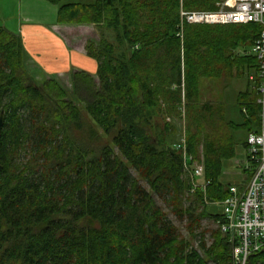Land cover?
<instances>
[{"label":"trees","instance_id":"1","mask_svg":"<svg viewBox=\"0 0 264 264\" xmlns=\"http://www.w3.org/2000/svg\"><path fill=\"white\" fill-rule=\"evenodd\" d=\"M45 1L59 24L96 26L98 43L86 45L96 80H37L20 37L0 28V264H230L228 237L201 225L221 215L201 207L200 189L185 204L190 182L173 146L183 113L188 153L202 148L207 199L228 196L223 162L236 154L235 132L257 131L261 106L241 91L235 122L225 106L200 102L199 84L231 81L236 67L257 90V60L245 52L261 26L184 24L178 35L181 9L215 11L224 0ZM158 200L186 219L205 258ZM248 264H264V250Z\"/></svg>","mask_w":264,"mask_h":264},{"label":"built area","instance_id":"2","mask_svg":"<svg viewBox=\"0 0 264 264\" xmlns=\"http://www.w3.org/2000/svg\"><path fill=\"white\" fill-rule=\"evenodd\" d=\"M256 23L261 30L245 55L257 60V103L261 106L257 131L247 135L244 172H249L247 184L230 185L228 196L217 201L222 206L220 232L231 245L232 264H248L249 257L264 250V0H224L215 11H180V31L188 25H237ZM250 79H252L250 77ZM173 148L181 154L184 174L190 182V193L200 189L205 196L202 165H196L187 150L182 132ZM203 196V197H204ZM205 199V197H204Z\"/></svg>","mask_w":264,"mask_h":264},{"label":"crops","instance_id":"3","mask_svg":"<svg viewBox=\"0 0 264 264\" xmlns=\"http://www.w3.org/2000/svg\"><path fill=\"white\" fill-rule=\"evenodd\" d=\"M35 1V0H32ZM92 0H83L79 3H89ZM37 6L44 7L48 11L46 19L31 21L21 19L8 28L5 23L0 28L9 33L19 36L25 51L28 63H33L36 72L43 78L54 77L63 85V78L70 83L74 72H85L96 80L98 64L86 53V45L89 42L98 43L99 33L94 25L59 24L57 22V9L54 4L45 0L35 1ZM43 2V3H42ZM45 2V3H44ZM22 17V16H20ZM205 42L212 44L213 35L201 37ZM200 38V40H201ZM204 52L205 48H202ZM212 53V49H209ZM209 58L213 56L207 55ZM42 78V79H43ZM37 80H41L37 78ZM64 82V83H63ZM212 78H202L199 84V98L204 103L219 104L215 101L220 99L219 88ZM225 91L223 97H225ZM230 102H235L236 99ZM225 103L227 118L232 120V113Z\"/></svg>","mask_w":264,"mask_h":264},{"label":"rangeland","instance_id":"4","mask_svg":"<svg viewBox=\"0 0 264 264\" xmlns=\"http://www.w3.org/2000/svg\"><path fill=\"white\" fill-rule=\"evenodd\" d=\"M37 1V0H35ZM35 1L32 0H0V26H3L5 23L7 24L8 28L10 26L15 25L18 23L19 20L25 19V20H31V21H38L41 19H46L48 16V11L45 10L44 7L37 6ZM83 0H64L63 3H69V2H82ZM43 3V2H42ZM45 3V2H44ZM52 5V4H50ZM22 16V17H20ZM242 49H239V53L241 55H244ZM31 68L34 69L33 63H29ZM236 67L234 68V74L241 73L239 77L241 79H233L231 81H220L218 79H215L216 81V88H219L220 93V99H218L217 103L220 105L225 106V103H228V107L230 108L232 120L235 122H239L241 120V115L237 109V105L235 102H230L232 100H235L237 95L241 91H245L247 88L250 91V98H258L257 90L253 89L254 82L253 80H250L249 76L243 75L242 71H236ZM45 76H41L40 73L36 72V78L42 79ZM252 79H254V75L250 76ZM214 79V78H212ZM63 86L66 88H70V83L66 81L63 78ZM252 82V83H251ZM252 84V86H251ZM252 89L250 90V88ZM225 93V97H223V94ZM201 103H204L203 101H200ZM167 122L171 121L170 118L166 119ZM177 121V120H176ZM158 128L155 127V133H158L159 128L162 126L163 121L158 120ZM155 123V124H156ZM176 124V123H175ZM177 127L180 128V134L182 132L186 133V122H184V115L182 113V121H177ZM235 140H236V154L235 156L228 160L223 162L222 167V175H221V181L225 184L234 185L237 187H242L247 184V178L249 177V172H244V162H245V156H246V149L244 146L245 140H246V133L244 131H238L234 133ZM180 139V138H179ZM194 164L196 165H202L204 170V163H203V155H202V148L198 149V157H194L192 154H190ZM184 173V172H183ZM204 196V195H203ZM189 201H187L185 204H189L194 201V194H189ZM205 197V199H204ZM202 199L201 207H206L207 212L211 213L213 215L221 214L222 213V206H217L215 203L217 201H210L207 199L206 195ZM193 204V203H192ZM158 205L161 206L164 210V212L167 214V217L172 221V223L179 229L180 235L183 239L188 241L190 243V248H193L198 252V254L201 257H206L203 253V251L200 249V238H191L189 231L187 230L186 225V219L184 221H179L177 217L171 212L170 209H168L165 205L162 204L160 200H158ZM203 228H206L208 231L218 229L220 231V220H213V219H205L201 223ZM201 232L200 230H196V233ZM206 245L210 246V244L213 242V239L210 236V233L205 234L204 238ZM207 264H215L211 260H207ZM232 264V262L230 263Z\"/></svg>","mask_w":264,"mask_h":264},{"label":"water","instance_id":"5","mask_svg":"<svg viewBox=\"0 0 264 264\" xmlns=\"http://www.w3.org/2000/svg\"><path fill=\"white\" fill-rule=\"evenodd\" d=\"M3 123H4V112L1 111L0 112V136H1V131H2ZM1 169H2V165L0 164V171H1Z\"/></svg>","mask_w":264,"mask_h":264}]
</instances>
